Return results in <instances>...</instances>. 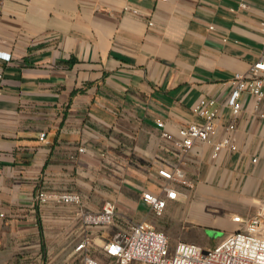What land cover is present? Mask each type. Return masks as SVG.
Masks as SVG:
<instances>
[{"label": "crops", "instance_id": "obj_1", "mask_svg": "<svg viewBox=\"0 0 264 264\" xmlns=\"http://www.w3.org/2000/svg\"><path fill=\"white\" fill-rule=\"evenodd\" d=\"M0 52V264H83L86 233L104 263L105 244L141 222L172 248L208 251L264 202V97L242 95L238 149L217 159L162 136L198 121L203 97L225 136L228 82L264 60V0H0ZM175 167L191 187L159 175ZM40 192L81 202L41 204ZM144 193L167 200L161 216ZM107 203L113 224L86 232L81 214Z\"/></svg>", "mask_w": 264, "mask_h": 264}, {"label": "built area", "instance_id": "obj_2", "mask_svg": "<svg viewBox=\"0 0 264 264\" xmlns=\"http://www.w3.org/2000/svg\"><path fill=\"white\" fill-rule=\"evenodd\" d=\"M167 2V0H158ZM11 56L0 52V62H9ZM3 73L0 66V92L3 86ZM231 92L222 106H227L232 114V122L225 126L226 134L220 140L218 135V119L221 107L213 98L203 97L192 108L198 121L180 128L177 134L163 133V138L171 142L182 156L193 150L196 144L212 147L211 157L217 159L221 152L236 151L237 144L232 136L236 128V120L242 110L241 97L249 94L257 101L264 97V60L253 64L245 74H236L229 82ZM159 128H164L157 121ZM45 134L40 136L44 140ZM80 153L85 148H80ZM159 175L168 182L182 186H192L180 167L172 170H160ZM167 199H175L177 193L164 188ZM37 201L41 204L54 202L57 204H79L81 197L77 193L48 194L40 192ZM143 201L157 215L165 210L167 200L151 193L143 194ZM3 217V215H1ZM116 217L115 204L107 203L100 212L82 213L81 222L86 232L92 228H106L113 224ZM233 220L239 225L237 231L227 235L215 248L205 251L200 246L189 243H177L173 248L164 232L157 231L145 222L133 224L129 230L119 232L107 242L103 248L109 264H264V202L254 214L246 218L235 216ZM92 238L85 237L74 249L81 257L83 264H104L89 254Z\"/></svg>", "mask_w": 264, "mask_h": 264}, {"label": "rangeland", "instance_id": "obj_3", "mask_svg": "<svg viewBox=\"0 0 264 264\" xmlns=\"http://www.w3.org/2000/svg\"><path fill=\"white\" fill-rule=\"evenodd\" d=\"M104 263L108 264L109 262H107L106 258H103Z\"/></svg>", "mask_w": 264, "mask_h": 264}]
</instances>
